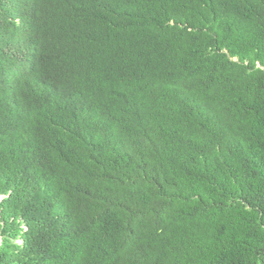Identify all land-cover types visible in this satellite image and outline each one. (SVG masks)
Listing matches in <instances>:
<instances>
[{
    "label": "trees",
    "instance_id": "trees-1",
    "mask_svg": "<svg viewBox=\"0 0 264 264\" xmlns=\"http://www.w3.org/2000/svg\"><path fill=\"white\" fill-rule=\"evenodd\" d=\"M0 264H264V0H0Z\"/></svg>",
    "mask_w": 264,
    "mask_h": 264
}]
</instances>
